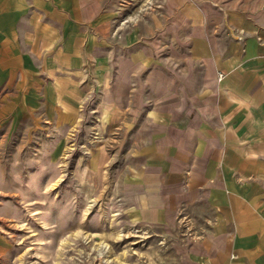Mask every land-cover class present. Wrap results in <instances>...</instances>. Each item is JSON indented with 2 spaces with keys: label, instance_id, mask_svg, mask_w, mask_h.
I'll use <instances>...</instances> for the list:
<instances>
[{
  "label": "crops",
  "instance_id": "0c3cea01",
  "mask_svg": "<svg viewBox=\"0 0 264 264\" xmlns=\"http://www.w3.org/2000/svg\"><path fill=\"white\" fill-rule=\"evenodd\" d=\"M0 129L160 264H264V0H0Z\"/></svg>",
  "mask_w": 264,
  "mask_h": 264
},
{
  "label": "rangeland",
  "instance_id": "374dc122",
  "mask_svg": "<svg viewBox=\"0 0 264 264\" xmlns=\"http://www.w3.org/2000/svg\"><path fill=\"white\" fill-rule=\"evenodd\" d=\"M4 132L0 264H160L156 243L130 224L111 193L79 183L75 152L60 168V155L47 152L56 145L34 139L26 146Z\"/></svg>",
  "mask_w": 264,
  "mask_h": 264
},
{
  "label": "built area",
  "instance_id": "2783aa9c",
  "mask_svg": "<svg viewBox=\"0 0 264 264\" xmlns=\"http://www.w3.org/2000/svg\"><path fill=\"white\" fill-rule=\"evenodd\" d=\"M223 78V74H219V80Z\"/></svg>",
  "mask_w": 264,
  "mask_h": 264
}]
</instances>
